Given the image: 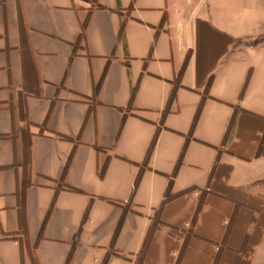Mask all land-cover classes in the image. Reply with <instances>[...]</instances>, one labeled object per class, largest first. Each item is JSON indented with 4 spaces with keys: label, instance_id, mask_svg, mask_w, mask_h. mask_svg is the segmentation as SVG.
Listing matches in <instances>:
<instances>
[{
    "label": "crops",
    "instance_id": "obj_1",
    "mask_svg": "<svg viewBox=\"0 0 264 264\" xmlns=\"http://www.w3.org/2000/svg\"><path fill=\"white\" fill-rule=\"evenodd\" d=\"M0 264H264V0H0Z\"/></svg>",
    "mask_w": 264,
    "mask_h": 264
},
{
    "label": "rangeland",
    "instance_id": "obj_2",
    "mask_svg": "<svg viewBox=\"0 0 264 264\" xmlns=\"http://www.w3.org/2000/svg\"><path fill=\"white\" fill-rule=\"evenodd\" d=\"M171 120H176L177 123H183L185 125V128L181 129L182 132H183L182 135L178 134V137L183 142L184 138L187 136V132H188L191 120H189V119L186 120L185 119V112L184 111L181 114V116H172ZM205 121L207 123V120H205ZM206 123L204 122L203 125H205ZM203 125H202V127H203ZM176 139H178V138H176ZM182 142H181L180 146L177 149L176 155H178L180 153ZM195 143H197L195 145H197L198 148L203 149L202 153L204 154V159H203V161H199V163H197L198 167H194V168H189L190 165H188L186 163V161H184L183 168L181 169V173L179 174L178 179L180 181L184 177L185 174H190L191 175V173H194L196 176H195V180L193 179L194 180L193 182L201 184L203 182V180L205 179V175L207 174V172H208V170L210 168L211 162L213 161L214 152H213V148L208 146V145L202 144L199 141H197ZM171 146H174V144H172ZM193 150L195 152L199 151V149L194 148V146H193V148H191V153H192ZM188 160H189V158H188ZM204 160H205V162H204ZM172 169H173V166H172ZM172 169H170V171ZM189 169H194V170L190 171ZM188 177L189 176H187V177L185 176V178H187L186 180H188Z\"/></svg>",
    "mask_w": 264,
    "mask_h": 264
},
{
    "label": "trees",
    "instance_id": "obj_3",
    "mask_svg": "<svg viewBox=\"0 0 264 264\" xmlns=\"http://www.w3.org/2000/svg\"><path fill=\"white\" fill-rule=\"evenodd\" d=\"M93 8H95V9H102V6L95 5ZM83 28H84V26L82 27V29ZM21 118L26 123L27 126L30 125L29 122H28V118H27V112H26L25 109H23V107H22V110H21ZM154 143H155V138L152 141L151 146H150V149H149V151L147 153L146 160L144 162V166H146V164H147V161H148V158H149V156L151 154V151H152V148L154 146ZM24 157H25V165H24L25 174L27 175V173H28V176H29V173H30V159H29L30 155H29V150H26V152L24 154ZM171 184H172V179H170V181H169L168 188H167V190L165 192V196H164V199H163V202L162 203L167 202L172 197V195L170 194ZM23 185H24V190H25V188L29 185V183L25 182ZM66 188L68 190H74V189L69 188V187H66ZM192 190H193V188H188V189L182 191L181 193L190 192ZM74 191H76V190H74Z\"/></svg>",
    "mask_w": 264,
    "mask_h": 264
}]
</instances>
